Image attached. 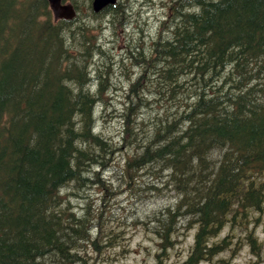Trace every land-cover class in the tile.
I'll list each match as a JSON object with an SVG mask.
<instances>
[{"label": "trees", "instance_id": "1", "mask_svg": "<svg viewBox=\"0 0 264 264\" xmlns=\"http://www.w3.org/2000/svg\"><path fill=\"white\" fill-rule=\"evenodd\" d=\"M167 13V35L127 47L132 73L118 76L89 31L93 11L84 23L47 0H0V264H89L88 242L127 252L124 231L95 226L61 196L101 184L108 168L127 194L170 199L138 222L160 241L157 261L192 229L179 264H232L223 254L236 225L264 203V0H175ZM113 78L119 90L126 81L115 142L95 133Z\"/></svg>", "mask_w": 264, "mask_h": 264}, {"label": "rangeland", "instance_id": "2", "mask_svg": "<svg viewBox=\"0 0 264 264\" xmlns=\"http://www.w3.org/2000/svg\"><path fill=\"white\" fill-rule=\"evenodd\" d=\"M77 5V17L80 21L86 22V18L91 15L90 0H73ZM71 1V2H73ZM175 0H117V6L108 11L105 15L100 17H93V24L88 23L91 36L101 39L106 47V51L112 53L118 62V67L115 68L116 74L121 72L132 73V66L127 59L128 50L131 44L134 46L148 47L151 39H157L158 35H167L168 23L170 16L166 11H169V6ZM195 9V8H193ZM166 14V15H165ZM91 17V16H90ZM89 17V19H90ZM74 22V21H73ZM73 22L70 24L73 28ZM90 22V21H89ZM104 50V51H105ZM127 64L131 68L127 67ZM120 70V71H119ZM139 68L136 69V76L139 75ZM114 79V78H113ZM119 80L114 79L113 86L116 89L110 91V105L100 111L96 109L95 117L96 130L95 133L101 132L113 142L117 140V136L121 131V122L118 118L120 108L122 107V97L124 96V87L126 81L120 84L121 90L118 89L117 84ZM110 87V86H109ZM108 87V88H109ZM151 113V112H150ZM103 116V117H102ZM150 117L151 114H149ZM146 117L139 119L137 122V133L148 131L151 126L146 123ZM145 121L142 127L141 122ZM123 155L118 154L117 160L120 161ZM114 168V164L112 163ZM119 174V170H115ZM101 184H75L65 188L64 193L61 194L63 198L69 202L70 208L76 214H88L93 218L95 226L103 223V226L115 233L123 232L122 244L125 245L127 252H123L120 246L114 248L101 247L100 250L90 243H85L82 251L85 255L88 252L89 264H179L185 259L186 248L190 245L193 239L192 229L181 231L179 242L174 245L167 252L162 260L157 261L156 253H158L157 244L160 242L158 238L150 233L144 231L143 226L138 224L139 221L144 220L143 217L158 213L168 203L170 199L163 194L159 196H142V194L133 195L127 194L125 188H118L119 176L112 171L111 168L107 170H97ZM146 182L152 179L150 174H145L143 177ZM140 178L137 177V181ZM136 181V182H137ZM100 187L99 190L97 187ZM106 186V188H105ZM122 189V190H121ZM121 190V191H120ZM111 191V192H110ZM71 192L76 195H69ZM116 194H113L115 193ZM171 197L174 195L170 193ZM68 196V198H67ZM166 197V198H165ZM141 218V220H140ZM250 221L245 224L236 225L234 236L230 238L229 250L223 255L232 264H264V203L261 211L253 212L250 215ZM95 229L96 228H91ZM254 235L257 242L260 244L257 253H254L249 246V242L245 239L246 232ZM229 234L228 226L220 234V239ZM93 242L106 243L108 240V232L102 233L98 230L90 235ZM100 238V240L98 239ZM107 245V243H106ZM210 264V263H208Z\"/></svg>", "mask_w": 264, "mask_h": 264}, {"label": "water", "instance_id": "3", "mask_svg": "<svg viewBox=\"0 0 264 264\" xmlns=\"http://www.w3.org/2000/svg\"><path fill=\"white\" fill-rule=\"evenodd\" d=\"M51 6V8L54 10L55 13H58L57 15L59 17H63L65 19H70L73 17V10L70 6L61 5L60 2L62 0H47ZM116 0H92V8L94 11L101 10L105 5L112 4Z\"/></svg>", "mask_w": 264, "mask_h": 264}, {"label": "bare ground", "instance_id": "4", "mask_svg": "<svg viewBox=\"0 0 264 264\" xmlns=\"http://www.w3.org/2000/svg\"><path fill=\"white\" fill-rule=\"evenodd\" d=\"M64 0H62L61 2H63ZM61 2H60V4H61ZM116 2H117V0L114 2V3H112V4H107V5H105L101 10H99V11H94L93 10V8H92V5H91V8H92V11L94 12V13H96V14H98L99 12H101V11H103L104 9H106L107 7H109V6H115V4H116ZM66 6H68V5H66ZM71 7V6H70ZM71 9L73 10V17L72 18H70V19H66V20H71V19H73L74 17H75V11H74V9L71 7ZM58 14V13H57ZM59 17V16H58ZM59 18H63V17H59ZM63 19H65V18H63Z\"/></svg>", "mask_w": 264, "mask_h": 264}, {"label": "flooded vegetation", "instance_id": "5", "mask_svg": "<svg viewBox=\"0 0 264 264\" xmlns=\"http://www.w3.org/2000/svg\"><path fill=\"white\" fill-rule=\"evenodd\" d=\"M75 3V2H74ZM89 4H91L92 5V0H90L89 1ZM61 5H68V6H71L72 8H73V6L71 5V0H64L63 2H61ZM75 5H76V3H75ZM115 5H117V3L115 4ZM74 9V8H73ZM105 10V9H104ZM104 10L103 11H101V12H99L97 15H99V16H97V17H100V16H102V15H105L107 12H104ZM75 11V10H74ZM104 12V13H103ZM76 13V12H75ZM61 19H63V18H61Z\"/></svg>", "mask_w": 264, "mask_h": 264}]
</instances>
